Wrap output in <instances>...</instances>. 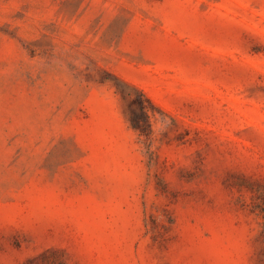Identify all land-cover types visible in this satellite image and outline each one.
<instances>
[{"label": "rangeland", "instance_id": "obj_1", "mask_svg": "<svg viewBox=\"0 0 264 264\" xmlns=\"http://www.w3.org/2000/svg\"><path fill=\"white\" fill-rule=\"evenodd\" d=\"M0 264H264V0H0Z\"/></svg>", "mask_w": 264, "mask_h": 264}]
</instances>
